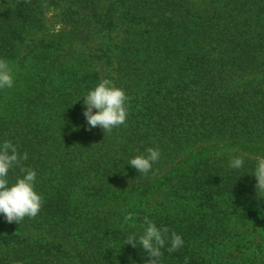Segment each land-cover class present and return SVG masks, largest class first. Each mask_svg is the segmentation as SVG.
I'll use <instances>...</instances> for the list:
<instances>
[{
	"label": "trees",
	"instance_id": "trees-1",
	"mask_svg": "<svg viewBox=\"0 0 264 264\" xmlns=\"http://www.w3.org/2000/svg\"><path fill=\"white\" fill-rule=\"evenodd\" d=\"M4 1L7 2L0 7V59L8 61L13 73L21 75L25 71L22 67L28 61L17 57V49L23 43L25 27L31 24L28 23L31 19L25 15L28 4L13 6L12 0ZM138 1L142 11L151 7L146 0ZM168 1L174 0L153 1L154 14L145 18L148 22H152L154 17L157 19L151 23L153 29L160 33L154 43L155 49L150 45L144 49L128 48L120 55L118 72H124L127 81L115 83L131 98L129 115L142 117L134 118L132 130L135 133L123 134L115 149L103 145L92 146L87 138L84 141L77 132L83 116L80 101L84 92L91 89L87 81H77V78L80 79L78 73L59 67L55 62L51 65L50 62L43 85L37 84L35 87V82L28 80L30 84L15 87V96L20 98V103L14 107L6 105L11 101L12 92L7 93L5 89L0 91V143L11 141L21 155L28 153V159L23 164L37 173L35 190L44 198L43 207L35 219L26 218L21 224H8L0 215V264H147V255L142 246L137 243V247L133 248L122 243L131 234H136L138 239L143 232L141 225L144 216L158 228L166 226L175 231L184 241L183 247L173 253L167 251L170 245L166 244L161 249V264H185V257L189 264H264V201L251 202L256 181H251L252 172L245 162L242 168L232 169L226 161H214L205 156L199 162L195 160L188 164L177 183H174L171 173L158 178L148 187L153 191L160 190L165 195L162 211L147 215L143 209L140 210L143 201L138 195V200L127 202L133 205L132 210L127 211L133 214V220L128 223L124 222L127 214L124 209H117L118 212L113 209L114 214L110 217L105 212H92L88 207L79 211V202L72 198L73 186L76 185L74 177L78 173L90 171L103 184L114 175H127L129 170L130 176L139 179L146 177L151 182V178L162 171L164 162L162 166L154 163L145 176L138 174L128 165V161L136 155L146 154L149 147L160 150L152 133L160 124V118L157 121L160 112L168 104L167 91L175 86V81L181 80V74L185 79V83H182L185 88L177 92L174 105L166 108L179 117L187 118L205 112L209 105L214 104L207 98V93L216 90V79L221 80L224 69L219 68L236 66L240 60L238 52L252 49V30L264 21L258 15L255 2L264 0H224L240 1L242 5L228 11L226 20L218 10H212L204 18L196 19L194 16L181 23L178 20L182 15H177L179 9L175 6L179 7L182 1L175 4ZM225 8L228 10L229 6ZM167 15L169 20L167 18L162 22V17ZM111 20L108 13L96 15L94 19L102 29L109 28ZM170 23H174L173 27ZM43 54L50 58L54 53L44 51ZM251 60L247 59L244 63ZM149 63L161 65L159 72L163 74V84L158 85L157 78L152 80L153 84L147 80ZM47 64L45 59L44 66ZM179 64L194 65V68L183 71L177 67ZM122 65L125 68L121 69ZM212 66L216 67L212 69ZM54 74L59 78L58 82L53 83L52 79L47 81ZM91 76L88 72L86 78ZM143 83L148 88L141 90ZM191 85L197 92L203 88L200 99L186 97L184 100L181 97L186 96L183 90ZM31 96L34 98L30 99ZM45 100H48L46 106ZM41 105L42 109H49L54 111V115L71 120L73 125L55 133L38 128V122L32 120L30 113ZM230 105L239 109L234 101ZM203 121L205 125L202 129L207 124L208 127H215L221 123L211 122L207 117V123ZM183 125L189 126L184 136L190 133L198 136L199 122L186 121ZM135 134H143L148 143L136 141L130 144V138ZM175 140L169 152L161 155L160 160L173 154L179 142ZM53 158L57 160L53 166H60L54 171L47 169ZM46 173L50 175L49 180L44 179ZM21 175L18 168L11 170L8 175L10 183ZM101 198V201L107 199V194ZM123 199L118 198L116 204L122 207ZM65 237L81 245L82 250L78 247L81 252L68 256L60 243ZM256 237L259 238L256 243L245 241ZM248 245H251L252 253H241Z\"/></svg>",
	"mask_w": 264,
	"mask_h": 264
},
{
	"label": "rangeland",
	"instance_id": "rangeland-1",
	"mask_svg": "<svg viewBox=\"0 0 264 264\" xmlns=\"http://www.w3.org/2000/svg\"><path fill=\"white\" fill-rule=\"evenodd\" d=\"M146 1L151 4V7L148 6L147 9L142 11L139 9L138 0H30V2L25 3L21 0H12L13 6L15 4L23 6L28 4V8L25 9L28 13L25 15L31 19L28 21L31 24L25 27V33L22 34L23 36L25 35L23 43L17 49V57L20 60L26 58L25 61H28V63L23 65L22 68L25 71L21 75L13 73L14 86L11 89H5L6 92H12V95H10L11 101L6 105L14 107L15 104L20 103V98L15 96L16 86L25 85L28 80L34 81L35 87H37V84L43 85L47 79L46 75L49 71L50 62L51 65L52 62H55L59 67L78 73L77 77H80V79L77 78V81L82 83L87 81L90 84V90H93L102 79H110L116 86V81L118 83L126 82L127 79L126 76L124 77V72H118L120 55L125 53L128 48L141 47L144 49L150 45L155 49L156 44L154 45V43L160 36V33L151 26V23L156 22L157 19L154 17L152 22L145 20V18H149L150 15L154 14L153 1L155 0ZM176 1H182L179 7L175 6L176 9H179L177 15H182L178 20L180 23L194 16L196 19L204 18V15L212 10H218L222 14V18L226 20L229 16L228 11L242 5L240 1L224 0H174L168 2L175 4ZM3 2L7 1L0 0V7L3 6ZM255 2H257L256 7L259 9V17L264 18V1ZM44 5L47 6L45 7ZM226 6H229L228 10L225 8ZM103 13H108L112 19L111 26L107 29H102L94 21L96 15ZM167 18L169 20L168 15L162 17L161 21L163 22ZM35 19L38 20L36 21ZM172 21L175 22V20ZM197 22H200V20ZM173 24L170 23V26L173 27ZM187 26L189 27L190 25ZM190 28L193 29L195 27L190 26ZM263 36L264 21L260 25H255V30H252V49L238 52L237 57L240 60L236 66L219 68V70L224 69L221 73V80L216 79V90L207 93V98L214 104L209 105L205 112L201 111L192 117H188L189 119L187 117H179L170 108H166L171 104L174 105L177 92L185 88L182 86V83H185V79L181 74L179 75L181 80L175 81V86L167 91L168 104H166L167 106L164 105L162 112H160V115L158 114L157 121L160 118V124L157 125L152 133L156 146L163 150L161 155L169 152L176 141L175 139H178L179 142L173 154H169L165 158L163 157V160L159 159L156 162L161 166L164 162V166H160L162 171L157 176L154 175L151 178V182H148L146 177L139 179L130 176L129 170H127V175H114L112 178H107L103 184L98 182L94 173L90 171L82 174L78 173L74 177L76 185L73 186V192L71 193L72 198L79 202L77 204L78 210H84L88 207L87 209L91 208L92 212H105L110 217L114 214L113 209L116 212H118L117 209H124L126 213L132 210V203L127 202L133 199L138 200L140 197L141 201H143L140 210L143 209L147 215L154 211H162L163 206L161 207V204L165 195L163 196V192L160 190L153 191L148 185L168 173H171L174 183H177L184 171L183 169L189 167L188 164L195 160V162H199L205 156L214 161H226L227 164H229V160L232 157H243L244 162L249 165L248 170L253 174L257 158L264 157ZM44 51L53 52L54 54L49 58L43 54ZM27 53L28 55H25ZM251 58L252 60L249 63H244L245 60ZM45 59L48 61L46 66H44ZM185 62L190 63V61ZM149 64L150 67L148 69H150V72L147 69V80L152 83V80L157 78V84H163V74L159 72L161 65L154 66L151 63ZM10 67L13 69L12 65ZM177 67L183 71H190V69L194 68V65L179 64ZM215 67L212 66L210 68L213 69ZM123 68L125 67L122 65L121 69ZM163 69H166V67ZM88 72L92 74L90 78H86ZM95 74L97 80L95 79ZM51 79L53 83L59 80L55 74L48 78L47 81ZM145 84L143 83L141 90L148 88ZM48 87H52V85H48ZM202 89L200 88V91L197 92L194 90V85H191L187 87V90H183V94L186 96H180L184 100L186 97H188L187 99L193 97L200 99L199 95H201ZM87 92H84V95ZM83 97L80 101L82 102V112L85 111ZM33 98L34 96L30 97V99ZM232 101L236 102V108L239 109L231 107L230 102ZM47 103L48 100H45L44 105L46 106ZM42 107L41 105L30 113L32 120L38 122V128H42V130L48 129L49 132L55 133L66 130L73 125L71 120H65L62 116L54 115V111L46 108L42 109ZM93 111L95 112V110ZM136 117L142 116L132 117L128 112L126 126L114 129L110 134H104L100 128L87 131V122L85 117L82 116L77 132L83 137L84 141L87 138L92 146L103 145L106 148L115 149L123 134L133 132L132 124ZM206 117L210 118L211 122L220 121L221 123L219 124L221 126L208 127L207 124L202 129L201 127L205 125L203 120L206 121ZM50 118L51 120H49ZM186 121H196L201 124L198 136H192L191 133L184 136L187 127H189L188 125H183ZM130 139H132L130 144L136 141L148 143L143 134H135ZM51 161L52 163L47 165V169L51 168L54 171L60 168V166H53V163L57 161L55 158L51 159ZM160 167L159 169H161ZM44 179H50L49 173H46ZM251 181H256L253 175ZM105 194H107V199L101 201V197ZM118 198H124L123 201L125 202H122V207H120L119 203L116 204ZM252 201L262 203L264 198H259L255 190L251 198ZM97 205L99 206L96 209ZM144 217L142 220H144ZM55 240L57 241V239ZM258 240L259 238L256 237L245 241H249V243L255 241L256 243ZM60 243L68 256L77 255L81 252L79 248L82 250V246L76 245L69 237H65ZM250 247L251 245H248L246 249L241 250V253L250 255L252 253ZM256 257H258V253Z\"/></svg>",
	"mask_w": 264,
	"mask_h": 264
},
{
	"label": "clouds",
	"instance_id": "clouds-1",
	"mask_svg": "<svg viewBox=\"0 0 264 264\" xmlns=\"http://www.w3.org/2000/svg\"><path fill=\"white\" fill-rule=\"evenodd\" d=\"M24 2H30V0H24ZM13 86V70L8 61L0 59V90L11 89ZM130 99L124 89L117 87L112 80L102 79L83 97L86 130L100 128L104 134H110L114 129L126 126ZM160 156L158 148L149 147L146 149V154L130 158L128 165L138 174L146 176ZM27 159L28 153L21 155L17 146L11 141L6 140L0 143V215H3L8 224H21L26 218L35 219L44 204L43 196L35 190L37 173L23 164ZM243 164V157L236 156L229 160L228 166L232 169H240ZM17 168L22 175L17 176L15 181L10 183L9 172ZM252 175L256 179L255 190L258 197L264 198V157L257 158ZM132 220V213L129 212L124 216L125 223ZM132 226L135 227L134 224ZM141 227L143 232L138 239L136 234H131L122 243L131 245L133 248L137 247V243L142 246L147 255V264H161L163 256L161 249H164L166 244L170 245L167 247L169 253L183 247L182 237L166 226L158 228L152 220L145 217ZM185 264H189L187 257H185Z\"/></svg>",
	"mask_w": 264,
	"mask_h": 264
}]
</instances>
